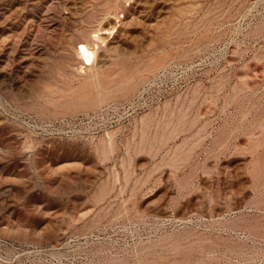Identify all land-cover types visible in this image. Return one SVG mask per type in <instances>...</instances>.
<instances>
[{
    "label": "rangeland",
    "instance_id": "rangeland-1",
    "mask_svg": "<svg viewBox=\"0 0 264 264\" xmlns=\"http://www.w3.org/2000/svg\"><path fill=\"white\" fill-rule=\"evenodd\" d=\"M0 264H264V0H0Z\"/></svg>",
    "mask_w": 264,
    "mask_h": 264
},
{
    "label": "bare ground",
    "instance_id": "bare-ground-1",
    "mask_svg": "<svg viewBox=\"0 0 264 264\" xmlns=\"http://www.w3.org/2000/svg\"><path fill=\"white\" fill-rule=\"evenodd\" d=\"M119 19V17H118ZM105 33H108L110 34V30L109 31H99V33L97 35H95V38H93L95 40V42L90 45L88 43L86 44H83L84 41L82 43H79L78 45L80 46L78 49H77V54L79 56V58L81 59V61L87 66V67H90L92 65H94V63H96L95 61L97 60V55H98V49H99V42L101 44L104 43V36L101 37L100 35L102 34H105ZM96 34V33H95ZM97 79V78H95ZM99 79V78H98ZM128 79V78H127ZM94 89V88H93ZM100 92V91H99ZM97 94V93H96ZM98 97V95H97Z\"/></svg>",
    "mask_w": 264,
    "mask_h": 264
},
{
    "label": "built area",
    "instance_id": "built-area-1",
    "mask_svg": "<svg viewBox=\"0 0 264 264\" xmlns=\"http://www.w3.org/2000/svg\"><path fill=\"white\" fill-rule=\"evenodd\" d=\"M37 125V127H40L41 125H38V124H36Z\"/></svg>",
    "mask_w": 264,
    "mask_h": 264
}]
</instances>
